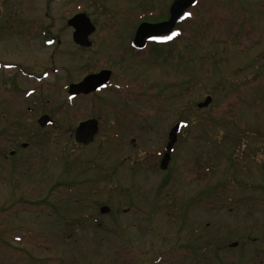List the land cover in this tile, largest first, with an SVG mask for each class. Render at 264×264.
<instances>
[{"label":"rangeland","instance_id":"1","mask_svg":"<svg viewBox=\"0 0 264 264\" xmlns=\"http://www.w3.org/2000/svg\"><path fill=\"white\" fill-rule=\"evenodd\" d=\"M171 2L0 0V264L264 260V0H197L178 36L131 54ZM78 13L88 50L67 26ZM102 68L108 89L68 97ZM88 119L98 132L81 146Z\"/></svg>","mask_w":264,"mask_h":264},{"label":"water","instance_id":"2","mask_svg":"<svg viewBox=\"0 0 264 264\" xmlns=\"http://www.w3.org/2000/svg\"><path fill=\"white\" fill-rule=\"evenodd\" d=\"M197 0H172V3L168 10V17L165 21L158 23L143 22L136 28L133 37V44L138 49L144 48L146 41L150 36H166L169 35L179 18L193 5ZM67 26L71 27L74 31L72 34V40L75 44L84 47H90L91 42L88 40L89 35L94 31L90 19L85 13H78L71 17L67 21ZM111 77V72L108 70H101L96 74H91L83 78L79 83L70 84L68 87V94L76 96L80 94H90L95 92L98 88L106 84ZM211 102L210 97H206L203 102L197 105L198 109H205ZM37 124L39 127L44 128L48 125H53V121L48 115H43L38 118ZM180 128V124H176L172 127L167 135V144L165 146V153L160 160V170H166L170 161V154L173 150V146L177 141V134ZM98 132V122L95 119H88L80 122L74 132V142L84 146L93 142L95 135ZM25 147V145H23ZM100 214L105 215L109 212L108 207H102L99 210ZM234 244L233 246H235Z\"/></svg>","mask_w":264,"mask_h":264},{"label":"flooded vegetation","instance_id":"3","mask_svg":"<svg viewBox=\"0 0 264 264\" xmlns=\"http://www.w3.org/2000/svg\"><path fill=\"white\" fill-rule=\"evenodd\" d=\"M70 28V27H69ZM70 29H72V28H70ZM94 32H95V29H94V31H93V33L91 34V35H93L94 34ZM72 33H73V29H72ZM91 35L89 36V38L91 37ZM90 40V39H89ZM132 40H133V38H132ZM130 41V43H129V49H130V53L131 54H138L142 49H138L136 46H134V44H133V41ZM91 42V41H90ZM152 42H161V41H154V40H148L147 42H146V44H145V47L147 46V44H151ZM78 48H80L81 50H88V49H90L91 47H92V42H91V46L90 47H84V46H79V45H77V44H75ZM144 47V48H145ZM143 48V49H144ZM103 69H105V70H109V69H107V68H102L101 70H103ZM101 70H99V71H101ZM98 71V72H99ZM109 71H111V70H109ZM95 73H97V72H95ZM91 74H94V73H91ZM88 75H90V74H88ZM21 76H23V78L25 77V76H28V75H26L24 72H22L21 71ZM30 76V75H29ZM28 76V77H29ZM31 78H35L37 81H39V80H41V78H42V75H38V76H35V75H32V76H30ZM86 77V76H85ZM112 78H113V72L111 71V78L109 79V81L107 82V84H105V85H103L101 88H99L96 92H93V93H90V94H87V95H84V94H80V95H76V96H73V97H70V96H68L69 98H72V99H74V98H77V97H87V96H90V95H93V94H95V93H98V92H100V91H105L106 89H108L109 87H110V83H111V80H112ZM83 79V78H82ZM80 82V81H79ZM79 82H77V83H79ZM178 123H180L181 124V126H180V129H179V132H180V130L182 129V127H183V123L182 122H178ZM177 124V123H176ZM179 132H178V134H177V139H178V135H179ZM177 142V141H176ZM176 144V143H175ZM173 152V151H172ZM13 153V152H12ZM164 154V153H163ZM163 156V155H162ZM170 158H171V155H170ZM170 162V161H169ZM232 246V245H231ZM232 247H236V245L235 246H232ZM261 257L262 256H260V255H257L256 256V259L258 260V262H254V263H256V264H258L259 263V259H261ZM263 262H264V260H261L260 261V263L259 264H263Z\"/></svg>","mask_w":264,"mask_h":264},{"label":"snow or ice","instance_id":"4","mask_svg":"<svg viewBox=\"0 0 264 264\" xmlns=\"http://www.w3.org/2000/svg\"><path fill=\"white\" fill-rule=\"evenodd\" d=\"M191 13H185V17H190ZM178 32H173L171 36H150L149 39L154 40V41H168L173 39L175 36H178Z\"/></svg>","mask_w":264,"mask_h":264},{"label":"trees","instance_id":"5","mask_svg":"<svg viewBox=\"0 0 264 264\" xmlns=\"http://www.w3.org/2000/svg\"><path fill=\"white\" fill-rule=\"evenodd\" d=\"M184 18H185V15L182 16L177 23L183 22ZM159 20H155V21H151V22H156V21H159Z\"/></svg>","mask_w":264,"mask_h":264}]
</instances>
